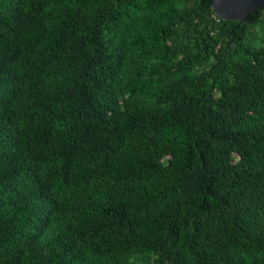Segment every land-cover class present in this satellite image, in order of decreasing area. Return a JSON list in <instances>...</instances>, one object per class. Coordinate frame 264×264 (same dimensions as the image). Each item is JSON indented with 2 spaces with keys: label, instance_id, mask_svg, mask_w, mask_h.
Wrapping results in <instances>:
<instances>
[{
  "label": "trees",
  "instance_id": "trees-1",
  "mask_svg": "<svg viewBox=\"0 0 264 264\" xmlns=\"http://www.w3.org/2000/svg\"><path fill=\"white\" fill-rule=\"evenodd\" d=\"M0 0V264H264V11Z\"/></svg>",
  "mask_w": 264,
  "mask_h": 264
},
{
  "label": "water",
  "instance_id": "water-1",
  "mask_svg": "<svg viewBox=\"0 0 264 264\" xmlns=\"http://www.w3.org/2000/svg\"><path fill=\"white\" fill-rule=\"evenodd\" d=\"M211 7L223 21L246 22L248 14L264 11V0H213Z\"/></svg>",
  "mask_w": 264,
  "mask_h": 264
}]
</instances>
